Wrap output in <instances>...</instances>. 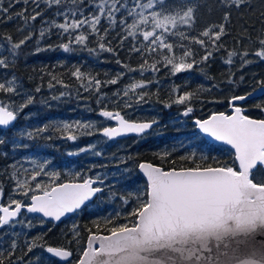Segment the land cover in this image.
<instances>
[{"label": "trees", "instance_id": "trees-1", "mask_svg": "<svg viewBox=\"0 0 264 264\" xmlns=\"http://www.w3.org/2000/svg\"><path fill=\"white\" fill-rule=\"evenodd\" d=\"M176 2L180 3L182 0ZM183 2H198L200 5L195 8V24L190 29H182L186 34L197 36L209 26L219 25L223 22L226 11L231 12V17L230 22L225 24V34L217 42L222 47L214 50L209 45L213 54L207 61L201 62L205 49L198 44H190L197 64L192 70L176 75H172L170 67H164L162 63H157L159 71H139L145 59L151 64L162 61L163 56L157 53L141 55L131 51L134 44L139 46L142 40L140 36L128 37L121 43V39L127 35L119 25L122 14H117L118 23L114 28L104 18L99 26L101 35L105 28H109L103 42L113 51L99 49L98 35H89L87 47L73 44L72 52L65 53L58 47L68 42V36L60 35L59 29L50 27L52 22L58 24L64 21V16L57 13L71 16V11L75 10V18L80 19L81 11L85 16L94 12L99 0H75V3L73 0H62L60 5L51 7L42 0L39 8L31 2L27 5L19 3L10 8L14 17L11 21L6 16L0 17V53H3L0 58L7 56L9 61L7 68L0 67V82L15 77V86L18 87V94L0 93V99L6 104L14 102L16 105L26 103L28 97L33 99V103L20 112L14 127L9 130L0 128V137L8 141L0 146V203L7 205L10 197L30 203V199L14 191L13 173H19V178L25 179V170L31 173L36 164L43 162H47L48 173H59L56 179L49 175L38 177L36 182L44 185L82 182L85 178L95 179L97 176L104 181L100 185L104 191L90 205L61 223L49 222L24 211L20 215V219L25 221L24 225L0 229L5 247L13 238L10 234L19 233L16 237L19 246L12 257L16 264H28L30 260L35 264L37 256L41 257V264H66L51 257L45 251L46 247H71L74 252H78L87 241L89 230L96 234H107V229L112 226L106 223L109 218L115 224L130 223L134 218L127 214L138 206L137 196L141 200L146 199L144 193L147 191V182L139 172L141 163L150 162L163 170L188 168L196 164L212 167L232 164L234 151L208 141L197 130L194 121L207 119L219 112L231 115V98L254 92L260 88L259 82H264V60L252 55L260 48L259 38H264V0H251L249 5L242 6L239 10L220 7V0ZM7 4L8 0H5V6ZM25 9V15L29 17L27 21L23 16L15 15ZM34 11H42L43 15L32 21L30 17ZM42 28H50L43 38L39 34ZM81 31L87 34L90 30L85 26ZM28 35L32 39L16 50L15 57L4 51L5 48H10L5 37H11V42L14 43ZM171 42L179 43L176 38ZM89 49L95 51L90 52ZM245 50L249 53L246 59L252 62L242 67L240 54ZM159 51L167 54L166 50ZM232 51L238 55L228 65L225 63L227 54ZM77 68L86 74L83 81L72 75ZM129 68L137 71L130 72ZM121 73L124 75L117 84L107 83ZM53 76L56 77L55 80ZM88 77L101 81L99 92L94 88L85 90L82 86L87 84ZM149 80L152 83L142 90L146 93L144 101L137 103L133 93L128 97L123 96L122 90L126 86L133 82L147 83ZM50 82L53 84L51 88ZM37 88L40 91L37 92ZM118 90L121 91L119 98L114 95ZM186 92L193 94L189 102L174 103L177 95ZM101 97L103 101L97 103ZM124 101H130L132 107H125ZM188 106L194 111L184 116L183 112ZM240 107L248 117L264 119V92ZM105 108L119 111L130 121L154 120L158 125L145 136L110 141L101 134L103 127L114 125L113 121L99 116L100 110ZM76 122H81L79 129L75 127ZM65 123L73 125V128L64 130L62 126ZM88 123L96 125L91 129V134L83 128ZM40 128H46V131L37 133ZM28 132L34 135L29 138ZM70 134L77 139H67ZM25 144L28 147L16 146ZM85 148L90 150L81 151ZM95 152H100L101 155L97 156ZM191 152H196L194 160L183 158L188 157ZM201 156L204 157L203 160L200 159ZM36 182H31L33 187ZM27 221L35 226L27 228ZM77 232L79 248L76 243ZM34 238L43 247L27 253L26 243ZM70 241L73 243L70 244ZM76 259L78 256L74 255L72 260ZM5 264H9L8 260Z\"/></svg>", "mask_w": 264, "mask_h": 264}, {"label": "snow or ice", "instance_id": "snow-or-ice-1", "mask_svg": "<svg viewBox=\"0 0 264 264\" xmlns=\"http://www.w3.org/2000/svg\"><path fill=\"white\" fill-rule=\"evenodd\" d=\"M29 2L39 8L42 0H8L7 6L5 0H0V17L6 16L7 20L11 21L14 17L10 13V8L15 4L27 5ZM43 2L51 7L60 5L62 0H43ZM73 2L75 3V0ZM250 3L251 0H220V7L239 10ZM199 6L198 2L190 4L184 3L183 0L180 3L176 0H99V3L95 4V11L88 16L81 11L80 19L75 18L77 16L75 10L71 11V16L58 12V15L64 16V21L58 24L52 22L50 27L59 29L60 35L67 34L68 42L58 46L65 53L74 51L73 44L87 47L89 35L100 36L97 42L99 49L111 52L113 49L103 42L104 37L109 33V28H105L101 35L99 26L104 18L109 26L114 28L118 23L117 14H122L119 25L127 35L121 39V43L128 37L140 36L142 40L139 46L134 44L131 51L141 55L157 53L163 56L162 61L151 64L145 59L139 71L141 73L159 71L157 63H162L164 67H170L172 75H176L192 70L197 64L190 44H198L205 49L201 62L207 61L213 54L209 50V45L214 50L222 47L217 42L225 34V24L230 22V11L224 13L223 22L209 26L197 36L182 31L184 28L190 29L195 24V8ZM26 11L27 9L15 15L23 16L27 21L29 17L25 15ZM125 13L126 15H123ZM42 15V11H34L30 19L35 21ZM85 26L90 30L87 34L81 31ZM49 30L50 28H42L40 37H45ZM173 38L179 43L171 42ZM5 39L10 43V48H5L4 51L15 57L16 50L32 39V36L28 35L14 43L11 42V37ZM184 41L189 43L186 44ZM258 43L260 48L252 55L264 60V38H259ZM159 50H166L167 54ZM89 51L95 50L89 49ZM227 55L225 63L231 65L232 58L238 53L232 51ZM248 55L247 50L240 54L242 67L252 62L246 59ZM8 65L7 56L0 58V67L7 68ZM129 71H137V69L129 68ZM72 75L83 81L86 74L77 68ZM123 75V73L118 74L117 78L107 83L115 85ZM55 79L56 77L53 76V80ZM149 83L152 81L133 82L122 90V94L128 97L133 93L137 103L144 101L146 93L142 90ZM259 83L261 90L264 91V82ZM15 85V77L0 82V93L18 94V87ZM82 86L85 90L94 88L99 92L101 81L88 77L87 84ZM51 87L53 84L50 82L49 88ZM36 91L40 89L37 88ZM114 95L119 98L121 91L118 90ZM192 96L190 92L179 94L174 103L185 104L192 99ZM246 98L245 95L231 98L230 104L234 107L232 115L219 112L213 113L207 119L194 121L200 132L214 141L231 146L234 150L231 165L212 167L196 164L188 168L163 170L149 163H141L139 169L147 182V191L144 193L146 199L141 200L137 196L138 206L127 214L128 217L134 218L130 223L115 224L109 218L106 223L112 226L107 229V234H96L89 230L90 234L82 248H79L77 232L78 252H74L71 247L56 246H48L45 251L66 264H264V119H251L243 114L241 107L235 106L236 101H244ZM102 101L103 97L99 98L97 103ZM32 103L31 97L21 105H16L14 102L6 104L0 100V126L13 127L23 108ZM124 106L132 107V103L124 101ZM193 111L194 109L188 106L183 115L188 116ZM98 114L109 121L117 122L118 126L102 128V136L108 139L128 133L143 134L156 122L154 120L130 122L119 111H109L106 108L101 109ZM62 127L64 130H70L73 125L65 123ZM75 127L79 129L81 122H76ZM95 127L93 123L83 125L88 134H91V129ZM44 131L46 128H40L37 133ZM27 135L31 138L34 134L28 132ZM67 139L76 140L77 137L70 134ZM7 143L6 138L0 137V146ZM16 146L28 147L26 144ZM88 150L90 149H81V151ZM94 154L101 155L100 152ZM183 158L194 160L196 152H191L188 157ZM200 159L203 160L204 157L201 156ZM46 164L47 162L36 164V168L31 173L25 170L27 177L25 179H20L19 173H13L14 191L30 199V203L11 197L7 205L0 203V229L15 228L18 224L24 225L25 221L20 219V215L25 209L28 213H39L45 218L60 221L66 214L80 210L86 202L104 191L102 186H97L104 183L100 176L95 179L85 178L82 182L54 185L36 182L41 175L58 178L59 173L46 171ZM31 182H36L34 187ZM36 192L40 194H35ZM30 193L32 194L29 195ZM40 224H43V220ZM26 226L31 229L35 225L27 221ZM10 235L13 238L8 242L7 247L3 236H0V264H5L6 260L9 264H16L12 261V257L19 246L16 239L19 233ZM35 239L27 241V253H32L37 247H43L37 244ZM74 255L78 256L75 261L71 259ZM28 264L34 262L30 260ZM35 264H41L40 256L36 257Z\"/></svg>", "mask_w": 264, "mask_h": 264}, {"label": "water", "instance_id": "water-1", "mask_svg": "<svg viewBox=\"0 0 264 264\" xmlns=\"http://www.w3.org/2000/svg\"><path fill=\"white\" fill-rule=\"evenodd\" d=\"M263 92H264V91H262L261 89H259V90H257L256 92H253V93H251V94H247V95H245L247 98H246L244 101H236V102H237L238 104H244V103L250 101L251 99L260 96ZM0 100H1V99H0ZM16 122H17V121H16ZM16 122H15V124H16ZM113 122H114V126H118L116 121H113ZM130 122H136V121H130ZM15 124H14V125H15ZM156 125H157V122H155V123L152 125V127H151L150 129L146 130L145 133H143V134L128 133V134H125V135H123V136L116 137V138H114V139H110V140H113V141H114V140H120V139H124V138H128V137H140V136H144V135L148 134L153 128H155ZM0 128H2V129H4V130H8V129H10L11 127H10V128H3V126H0ZM197 129H198V127H197ZM198 131L200 132L199 129H198ZM200 133H201V135H202L203 137H205L208 141H210V142H212V143H214V144H216V145L225 146V147H228V148L231 149V146L226 145V144H224L223 142H217V141H214V139L208 137L206 134H203L202 132H200ZM231 150H233V149H231ZM233 151H234V150H233ZM144 163H148V162H144ZM149 164H151V163H149ZM152 165H153V164H152ZM153 166H156V165H153ZM157 167H158V166H157ZM139 171H140L141 175H142V176L145 178V180H146V177L143 175L142 171H141L140 169H139ZM65 183H75V182H65ZM97 186H100V185H97ZM101 193H102V192H101ZM101 193H98V194H97V195H96L91 201L86 202V204H85L84 206H82V208H81L80 210H77L75 213H77V212H79V211H82L86 206H88L89 204H91V203L96 199V197H97L99 194H101ZM24 211L27 212L26 209H25V210H22V213H23ZM22 213H21V214H22ZM27 213H28V212H27ZM75 213L66 214L64 217H62V219H61L60 221H54V220H52L51 218H45V217L42 216V214H39V213H35V214H34V213H28V214L33 215V216H39V217L44 218V219L47 220V221L54 222V223L58 224V223H61L62 221H64L65 219L69 218L70 216H72V215L75 214ZM49 255H50V254H49ZM50 256H51V255H50ZM51 257H52V256H51ZM56 259H58V260H59L60 262H62V263H66V262L60 260L59 258H56ZM71 259H72V258H71Z\"/></svg>", "mask_w": 264, "mask_h": 264}, {"label": "bare ground", "instance_id": "bare-ground-1", "mask_svg": "<svg viewBox=\"0 0 264 264\" xmlns=\"http://www.w3.org/2000/svg\"><path fill=\"white\" fill-rule=\"evenodd\" d=\"M259 89H261V88H259ZM259 89H257V90H259ZM256 90V91H257ZM256 91H254V92H256ZM251 93H253V92H251ZM251 93H249V94H251ZM245 104V103H244ZM244 104H239V105H244ZM157 125H158V122H157ZM156 125V126H157ZM106 138V137H105ZM128 138H131V137H128ZM108 139V138H107ZM124 139H127V138H124ZM108 140H110V139H108ZM120 140H123V139H120ZM110 141H113V140H110ZM114 141H119V140H114ZM148 163H150V162H148ZM152 164V163H151ZM154 165V164H153ZM157 166V165H156ZM159 167V166H158ZM161 168V167H160ZM140 172V171H139ZM141 174V173H140ZM144 178V177H143Z\"/></svg>", "mask_w": 264, "mask_h": 264}, {"label": "rangeland", "instance_id": "rangeland-1", "mask_svg": "<svg viewBox=\"0 0 264 264\" xmlns=\"http://www.w3.org/2000/svg\"><path fill=\"white\" fill-rule=\"evenodd\" d=\"M235 106H238V107H240L239 106V104L237 103V102H235ZM230 110H231V114H233V112H234V107L231 105V107H230ZM242 112H243V109H242ZM243 114H244V112H243ZM245 115V114H244ZM250 118V117H249ZM252 119V118H251Z\"/></svg>", "mask_w": 264, "mask_h": 264}]
</instances>
